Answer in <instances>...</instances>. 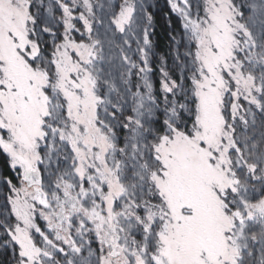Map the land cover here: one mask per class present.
Segmentation results:
<instances>
[{
    "label": "snow or ice",
    "instance_id": "obj_1",
    "mask_svg": "<svg viewBox=\"0 0 264 264\" xmlns=\"http://www.w3.org/2000/svg\"><path fill=\"white\" fill-rule=\"evenodd\" d=\"M167 5L0 0L7 264H264V0Z\"/></svg>",
    "mask_w": 264,
    "mask_h": 264
},
{
    "label": "trees",
    "instance_id": "obj_2",
    "mask_svg": "<svg viewBox=\"0 0 264 264\" xmlns=\"http://www.w3.org/2000/svg\"><path fill=\"white\" fill-rule=\"evenodd\" d=\"M165 10L154 13L156 16L155 21V35L153 36L154 41L157 43V52L163 53L169 51V40L168 34L172 31V28H176V22L169 13H164ZM167 16V17H166ZM169 18L172 22V28L169 27ZM153 68L156 70L158 68V61L153 59ZM172 64L171 57H169V65ZM153 81L157 88H159V73L154 71ZM0 173L4 175H12L11 170L7 166V161L4 156H0ZM8 256L0 254V264H7Z\"/></svg>",
    "mask_w": 264,
    "mask_h": 264
},
{
    "label": "rangeland",
    "instance_id": "obj_3",
    "mask_svg": "<svg viewBox=\"0 0 264 264\" xmlns=\"http://www.w3.org/2000/svg\"><path fill=\"white\" fill-rule=\"evenodd\" d=\"M148 2L153 5L151 9L153 13H158L159 11H162V10H165L164 11L165 14L169 13L176 22L177 30L179 29L177 18L175 15L170 13L168 5H167V0H148ZM0 203H2V197H0ZM41 224L43 225L42 221H41Z\"/></svg>",
    "mask_w": 264,
    "mask_h": 264
}]
</instances>
